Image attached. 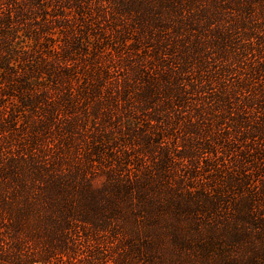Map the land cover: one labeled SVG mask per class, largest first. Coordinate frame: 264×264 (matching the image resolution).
I'll use <instances>...</instances> for the list:
<instances>
[{
    "label": "trees",
    "instance_id": "16d2710c",
    "mask_svg": "<svg viewBox=\"0 0 264 264\" xmlns=\"http://www.w3.org/2000/svg\"><path fill=\"white\" fill-rule=\"evenodd\" d=\"M0 264H264V0H0Z\"/></svg>",
    "mask_w": 264,
    "mask_h": 264
}]
</instances>
